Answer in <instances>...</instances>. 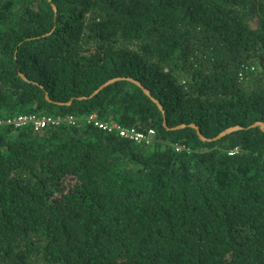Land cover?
<instances>
[{
	"label": "trees",
	"instance_id": "16d2710c",
	"mask_svg": "<svg viewBox=\"0 0 264 264\" xmlns=\"http://www.w3.org/2000/svg\"><path fill=\"white\" fill-rule=\"evenodd\" d=\"M92 113L0 127V264H264V0H0V119Z\"/></svg>",
	"mask_w": 264,
	"mask_h": 264
},
{
	"label": "built area",
	"instance_id": "2783aa9c",
	"mask_svg": "<svg viewBox=\"0 0 264 264\" xmlns=\"http://www.w3.org/2000/svg\"><path fill=\"white\" fill-rule=\"evenodd\" d=\"M63 121H67L71 125H93L102 131L114 132L124 138L136 142L150 143L156 134L154 129H150L147 132H143L137 130L136 128L124 127L114 121L102 120L95 113L81 117H76L74 115L62 116L48 114H21L5 119H0V127L3 125H8L14 128H22L30 125L35 130H42L50 126H59L60 124H62Z\"/></svg>",
	"mask_w": 264,
	"mask_h": 264
},
{
	"label": "water",
	"instance_id": "95a60500",
	"mask_svg": "<svg viewBox=\"0 0 264 264\" xmlns=\"http://www.w3.org/2000/svg\"><path fill=\"white\" fill-rule=\"evenodd\" d=\"M54 9L56 10V6L53 5ZM20 75L23 77V79L27 80V78L25 77L24 74L20 73ZM118 80H128V81H131L135 84H137L138 86H140L143 91L159 106V108L162 110L163 113L164 112V108H163V105L161 104V102L155 98L152 94H151V91L149 89H147L139 80H136L134 78H131V77H118V78H114V79H111L109 80L108 82L104 83L103 85H101L92 95V96H95L97 94H99L106 86L112 84L113 82L115 81H118ZM46 98L47 100H51L48 93L46 94ZM83 98H86V97H80L79 99H83ZM73 103V100L69 101L68 103H66L67 105H71ZM165 125L167 126L166 124V119H165ZM190 127H193L194 129H196L197 131V134L199 135V137L203 140V141H214V140H217V139H220L234 131H237V130H240L242 129L243 127L242 126H239V125H235V126H232V127H229L227 129H225L224 131H222L218 136L214 137V138H208L206 137L202 131L200 130L199 126L195 123H192L189 125ZM256 126H260L263 130H264V122H256L255 124L252 125V127H256ZM184 127H187L186 124H182V125H179V126H176L175 129H178V128H184ZM168 128V127H167Z\"/></svg>",
	"mask_w": 264,
	"mask_h": 264
}]
</instances>
